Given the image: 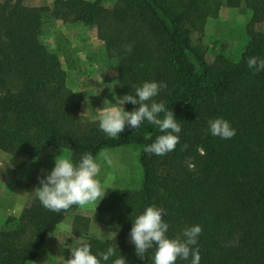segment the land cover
I'll return each instance as SVG.
<instances>
[{
    "label": "trees",
    "instance_id": "obj_1",
    "mask_svg": "<svg viewBox=\"0 0 264 264\" xmlns=\"http://www.w3.org/2000/svg\"><path fill=\"white\" fill-rule=\"evenodd\" d=\"M107 1L54 0L49 8L0 0V151L25 159L12 175L51 148L67 150L79 161L85 153L96 157L105 149L138 147L141 189H109L98 207L99 221L113 239L89 237L90 220H75V235L84 236L94 254L111 245L127 264H152L155 249L141 259L129 233L134 219L156 205L167 212L171 237L202 226L201 264H264V72L247 67L249 56L264 58V32L258 30L264 25V0H117L112 9ZM241 6L252 13L241 59L220 56L211 65L194 36L203 35L223 8ZM49 19L97 28L108 57L118 62V98L134 94L145 81L167 84L154 99L172 109L182 126L174 151L164 156L144 151L162 134L147 122L113 139L99 122L82 117L84 94L69 88L61 57L44 42ZM126 45H133L131 53ZM65 58L76 69L73 53L65 52ZM125 106L129 112L138 107ZM219 117L231 122L234 138L210 134L208 121ZM29 182L33 192L40 186V178ZM79 208L52 212L34 194L21 216L10 217L0 229V264L36 261L51 234Z\"/></svg>",
    "mask_w": 264,
    "mask_h": 264
},
{
    "label": "rangeland",
    "instance_id": "obj_2",
    "mask_svg": "<svg viewBox=\"0 0 264 264\" xmlns=\"http://www.w3.org/2000/svg\"><path fill=\"white\" fill-rule=\"evenodd\" d=\"M116 2L117 0H108L107 8H114ZM26 5L52 8L54 0H26ZM251 19L252 13L246 6L225 7L221 10L218 19L208 22L203 35L194 36V45L205 54L206 60L211 65L215 64L220 56L238 62L249 42L247 27ZM258 30L264 32V25H260ZM44 42L50 50L61 57L68 73L69 88L84 94L82 117L87 121L99 122L97 110L110 107L112 103L115 104L119 100L115 93L119 68L118 62L108 57L105 44L98 37L97 28L82 24H65L59 20L49 19L44 26ZM65 52L73 53L76 69L73 70L65 64ZM123 107L127 111L126 106L123 105ZM62 152L71 158V152L51 148L42 157L34 160L35 162H31L18 177H13L12 172L17 166L23 164L25 159L4 156L1 159L3 166L0 167V177L12 179L14 185L28 186L30 178L38 179L45 172H50L54 167L55 158ZM108 152L113 157L115 165L108 167L106 164H101L99 179L105 194L109 189H141L144 175L140 164L139 148L126 147L108 150ZM33 199V190L29 189L11 212L0 214V229L10 217L19 218ZM101 203L98 200L94 204L80 206L77 211L71 212L65 222L51 234L40 259L32 264H66V260L71 258L72 249L82 243H88L84 236L78 237L74 233L75 220L78 216L90 220L89 237L112 240L113 232L99 221L98 207ZM104 235H110V238L105 239Z\"/></svg>",
    "mask_w": 264,
    "mask_h": 264
},
{
    "label": "clouds",
    "instance_id": "obj_3",
    "mask_svg": "<svg viewBox=\"0 0 264 264\" xmlns=\"http://www.w3.org/2000/svg\"><path fill=\"white\" fill-rule=\"evenodd\" d=\"M132 50L133 45L125 46L127 53ZM247 67L253 70L254 74L264 72V58L249 56ZM166 88L167 84L163 81H145L135 87L134 94L119 97L112 106L97 110L100 130L115 139L120 137L126 128L139 130L142 124L147 122L157 127L162 134L158 135L153 143L146 145L144 151L156 156H164L174 151L180 143L182 126L172 109L163 101L157 102L154 99ZM127 104L138 107L129 112L123 107ZM208 131L222 140L232 139L237 134L231 122L223 117L209 120ZM147 138L151 140L152 136ZM102 163L108 167L115 165L107 149L102 150L96 157L85 153L79 161H74L62 152L55 158L53 169L40 177V186L33 193L44 208L57 213L73 205L83 207L98 200L101 203L107 195L99 179ZM166 216L167 212L163 207L151 205L134 219L129 236L136 255L144 259L149 250L155 249L152 264H177L178 261L201 264L198 243L203 231L202 226L186 227L181 235L171 237ZM110 235H104V238L109 239ZM113 257H116L113 264H127L122 255L117 257V250L111 245L105 252L94 254L90 244L82 243L71 250V258L66 260V264H107Z\"/></svg>",
    "mask_w": 264,
    "mask_h": 264
},
{
    "label": "crops",
    "instance_id": "obj_4",
    "mask_svg": "<svg viewBox=\"0 0 264 264\" xmlns=\"http://www.w3.org/2000/svg\"><path fill=\"white\" fill-rule=\"evenodd\" d=\"M4 156L9 157V155L0 151V167L3 166L1 159ZM22 184H25V183H22ZM26 187L28 186L27 185L19 186L18 184L14 185L12 179H6V178L0 177V214L11 212V209H13L19 203L20 198H22L23 196L27 194V190L29 189ZM40 257L37 260H39ZM37 260L32 263H36Z\"/></svg>",
    "mask_w": 264,
    "mask_h": 264
}]
</instances>
